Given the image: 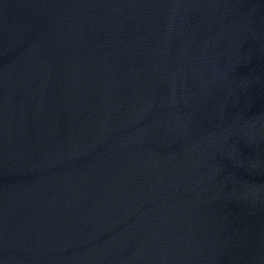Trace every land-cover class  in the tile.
I'll use <instances>...</instances> for the list:
<instances>
[{"label": "water", "instance_id": "obj_1", "mask_svg": "<svg viewBox=\"0 0 264 264\" xmlns=\"http://www.w3.org/2000/svg\"><path fill=\"white\" fill-rule=\"evenodd\" d=\"M0 264H264V0H0Z\"/></svg>", "mask_w": 264, "mask_h": 264}]
</instances>
